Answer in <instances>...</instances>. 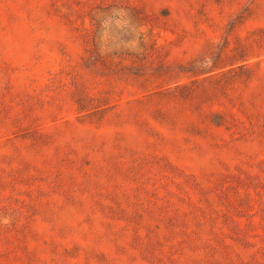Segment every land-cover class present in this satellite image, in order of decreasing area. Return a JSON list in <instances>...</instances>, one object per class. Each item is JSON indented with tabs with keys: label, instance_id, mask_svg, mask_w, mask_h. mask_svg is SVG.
I'll return each mask as SVG.
<instances>
[{
	"label": "rangeland",
	"instance_id": "rangeland-1",
	"mask_svg": "<svg viewBox=\"0 0 264 264\" xmlns=\"http://www.w3.org/2000/svg\"><path fill=\"white\" fill-rule=\"evenodd\" d=\"M0 264H264V0H0Z\"/></svg>",
	"mask_w": 264,
	"mask_h": 264
}]
</instances>
